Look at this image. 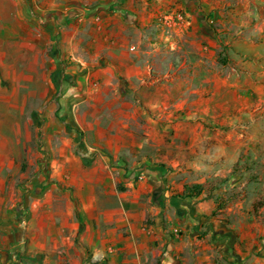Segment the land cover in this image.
<instances>
[{
  "label": "crops",
  "instance_id": "0c3cea01",
  "mask_svg": "<svg viewBox=\"0 0 264 264\" xmlns=\"http://www.w3.org/2000/svg\"><path fill=\"white\" fill-rule=\"evenodd\" d=\"M259 59L264 0H0V264H264L262 217L216 212L256 194L231 161L264 138ZM32 156L19 200L4 173Z\"/></svg>",
  "mask_w": 264,
  "mask_h": 264
},
{
  "label": "rangeland",
  "instance_id": "374dc122",
  "mask_svg": "<svg viewBox=\"0 0 264 264\" xmlns=\"http://www.w3.org/2000/svg\"><path fill=\"white\" fill-rule=\"evenodd\" d=\"M263 60L264 59H261V60L259 59V60H255V62L256 61L262 62ZM245 61H247V64L250 65V62H253L254 60H245ZM225 62L226 61L223 60L222 57H221V59H219V63L221 64V66L224 65ZM230 65L232 67H236L237 61L231 60ZM258 70H260V72L264 73V66L259 68ZM90 82H92L93 86L96 87V84L93 81L90 80ZM178 82H180V80H178V79L174 80V83L177 84ZM111 93L113 94L114 92H111ZM111 93H109V95H112ZM178 93L179 92L176 89L175 90L171 89V91H170L171 96H176ZM253 94L255 97H253L252 102L255 104L253 106H250V108H248V110H250L251 114L255 113V115H260V116L264 115L263 103H262V107H257V104H256L259 102V98H260L259 94L258 93H253ZM117 97H118V95L116 97L114 95H112L111 99H108V101L109 100L112 101L114 99L117 100L116 99ZM263 99H264V96H263ZM232 110L235 111L234 109H232ZM221 113H227L228 114V113H230V110L228 108L219 109L218 114H221ZM235 113H236V111H235ZM108 114L111 115L110 112ZM115 114L116 113H114V115ZM244 125H246V128H247L246 131H248V133H251V135L255 134V133L253 134V132H252L255 130V124L250 122L247 124L244 123ZM263 125H264V122H263ZM207 126L212 131L215 130V132L216 131H224L225 128L229 129V125L221 124L220 122L213 123V124H207ZM237 126L240 127L241 124H233L232 125V127L235 128V131L240 132L241 131L240 129H236ZM171 130L173 131V128ZM33 132L35 133V129H33ZM80 139H81L80 142H76V144H75L76 147H79V145L84 142V141H82L84 139V136H83V138L81 137ZM87 141H89V140H87ZM175 141H176V139H175ZM171 142H172V140L169 138L168 139L165 138L161 141V143H163L164 146L170 144ZM248 142L249 143H247L246 145H248L251 148V151L249 152V154L248 155L235 154L232 156L233 159L231 162H233L234 165H236V164L240 165L242 163L244 166H247V168L251 174L249 177V178H251L250 179V184H251L250 187L251 188H249V189L255 191V193H256L255 196L252 194L250 199L243 201V197L241 195H242L243 190L246 191V188L244 187L241 189V191H238V189H236V190L233 189L231 192H229L228 196H222L216 202V206H217L216 212L220 211V210L232 209L233 214H229V215H231L230 217H232L233 224H235V232L238 231L240 229L239 227L242 226V224H245V222L247 221L246 219L242 218L243 214L239 213L241 211L245 212L246 214L248 212H250L251 213L250 215H252V216L255 215L256 217L257 216L262 217V220H260V223L261 222L264 223V217H263L264 216V154L261 152V148L264 149V138L261 140L259 138V136L256 135L255 138H250L248 140ZM38 144H39V140H38V138H35L31 143V147H37ZM258 151H259V153H258ZM176 152L173 153L172 155L169 154V157H170L169 160H172L175 158V156H177ZM25 158L26 159L24 160V162L28 159V156H25ZM135 158L138 161H141V159H142V157H139V158L135 157ZM32 162H33L32 164H27L28 163L27 162L25 165L24 164L21 165V167H18V168L14 169L10 172L4 173L5 180H7V182L11 185L15 184V187H12V188H15L16 191H18L16 196L18 197L19 200H22L24 198V196H27V194H29L30 192H32L35 195L37 194L36 190L39 187L33 186V187L29 188L26 185L27 181L29 182V181L33 180L35 178V176L40 172H42L43 174L49 173V168L47 167L48 166L47 162L44 163L43 168L41 167V170H39V168H38L37 159L35 158V156H32ZM219 183L223 184L224 182H222V181L216 182L215 184L209 183L205 186H202V188H203V190L213 192L216 189L217 184H219ZM221 189H222V187H221ZM258 198H260V199H258ZM19 204H22V203H19ZM19 211H20V214H22L21 210L18 209V212ZM30 212H31V209L28 208L25 210V213H23V214H29ZM252 213H254V214H252ZM250 220H251V222H255L253 220V218L252 219L250 218ZM234 236H235L234 237V243L239 245L240 247H242L241 248L242 250L245 249L243 246L244 243H242V239H241L242 235H240L237 232ZM234 250H236V249H234ZM248 259H250V264H256V261H257V259H259V256L257 253L251 252L250 258H248Z\"/></svg>",
  "mask_w": 264,
  "mask_h": 264
},
{
  "label": "trees",
  "instance_id": "16d2710c",
  "mask_svg": "<svg viewBox=\"0 0 264 264\" xmlns=\"http://www.w3.org/2000/svg\"><path fill=\"white\" fill-rule=\"evenodd\" d=\"M203 192L202 186H195L193 188H186L185 193L181 196L183 199L199 196Z\"/></svg>",
  "mask_w": 264,
  "mask_h": 264
}]
</instances>
